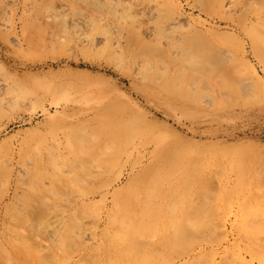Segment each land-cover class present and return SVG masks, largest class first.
Listing matches in <instances>:
<instances>
[{
	"label": "rangeland",
	"instance_id": "1",
	"mask_svg": "<svg viewBox=\"0 0 264 264\" xmlns=\"http://www.w3.org/2000/svg\"><path fill=\"white\" fill-rule=\"evenodd\" d=\"M23 243L264 264V0H0V264Z\"/></svg>",
	"mask_w": 264,
	"mask_h": 264
},
{
	"label": "bare ground",
	"instance_id": "2",
	"mask_svg": "<svg viewBox=\"0 0 264 264\" xmlns=\"http://www.w3.org/2000/svg\"><path fill=\"white\" fill-rule=\"evenodd\" d=\"M220 3H221V2H220ZM177 25H178V24H177ZM179 25H180V24H179ZM84 41H86V40H84ZM81 43H82V42H81ZM93 44H94V43H93ZM93 46H94V45H93ZM65 181H66V180H65ZM57 183H58V182H57ZM59 183H60V182H59ZM69 184H70V183H69ZM23 185H25V184H23ZM59 185H60V184H59ZM51 187H52V186H51ZM39 188H41V187H39ZM39 188H38V189H39ZM55 189H56L57 191H59L58 188H55ZM55 189H53L54 191L52 192L51 190H48V189L45 188V190H47V193L50 194V195H48L46 192H41L42 190H38L39 192L36 191V194L38 193L39 196L35 195V197H36V196H37V198L39 197V198H38V199H39V202H38V203H40L39 205H42V204H43V201H44V204H45V201L48 203V202H49V200H48L49 198H48L47 196L50 197V196L56 191ZM43 190H44V189H43ZM45 190H44V191H45ZM153 190H154V189H153ZM48 191H50V193H49ZM57 191H56V192H57ZM61 191H62V190H61ZM40 192H41V193H40ZM45 193L47 194V196L45 195ZM62 193H63V192H59V193H57V194H59L58 197H60V196L62 195ZM82 193H83V192H82ZM40 195H42V196L45 195V197L47 198L48 201H47L46 199L44 200V198H43L44 196L42 197V196H40ZM64 195H66V194H63V196H64ZM67 195H69V194H67ZM86 195H87V194H86ZM69 196H70V195H69ZM29 197H30V196H29ZM31 197H32V196H31ZM41 197H42V198H41ZM54 197H57V196L54 194V196H52V198H54ZM64 198H65V197H64ZM69 198H70V197H69ZM38 199H37V201H38ZM40 199H41V202H40ZM50 199H51V198H50ZM54 199H55V198H54ZM57 199H58V198H57ZM29 200H30V199H29ZM42 200H43V201H42ZM58 200H59V199H58ZM69 200H70V199H69ZM71 202H72V201H71ZM71 202H70V203H71ZM41 203H42V204H41ZM47 203H46L45 205H47ZM49 203H50V202H49ZM28 204H29V201H28ZM28 204H27V205H28ZM44 204L42 205V207H43V208H42V209H43V212H41V211H42V209H41V210H38V211L35 210L34 213H35V212H37V213H40V212H41L40 214H43L44 216H47V211H49V210H48V209H47V210L45 209L46 211L44 210V208L46 207ZM39 205H38V206H39ZM36 206H37V205H36ZM38 206H37V207H38ZM44 206H45V207H44ZM94 206H95V204L93 205V207H94ZM51 207H52V206H51ZM53 207H54V206H53ZM55 207L57 208L58 206H55ZM46 208H48V207H46ZM58 208H59V207H58ZM86 209H87V208H86ZM90 209H91V208H89V209H87V210H90ZM32 210H33V209H32ZM51 210H52V208H51ZM87 210H86V211H87ZM39 211H40V212H39ZM44 211L46 212V214H44V213H45ZM83 211H84V210H82V213H83ZM90 211H91V210H90ZM19 212H20V217H22V216H21V213H22V212H21V211H19ZM80 212H81V211H80ZM29 213H30V212H29ZM48 213H49V212H48ZM56 213H58V211H57ZM90 213H93V212H90ZM90 213L88 212V215H89ZM94 213H95V211H94ZM31 214L33 215V213H31ZM17 215H18V214H17ZM32 215H30L31 218L36 219V218H35V215H34V216H32ZM43 215H42V216H43ZM48 215H49V214H48ZM79 215H80V213H79ZM84 215H85V214H84ZM91 215H92V214H91ZM96 215H97V214H96ZM24 216H25V214H24ZM36 216H37V214H36ZM80 216H82V214H81ZM80 216H79L78 220L80 219ZM37 217H38L40 220H41V218H42V221H43V219L45 218V217H44V218H43V217L40 218V215H39V214H38ZM76 217H78V216H76ZM86 217H87V214H86ZM24 218H25V220H26V217H24ZM27 218H28V217H27ZM72 218H73V217H71V219H72ZM82 218H83V217H82ZM18 219H20V218H18ZM39 219H38V220H39ZM71 219H70L69 221H71ZM25 220H22V219H21V221H23V222H25ZM27 220H29V218H28ZM73 221H74V220H73ZM27 222H28V221H27ZM46 222H47V221H46ZM79 223H80V220H79ZM118 223H120V222H118ZM47 224H48V223H47ZM69 224H70L69 226H70V228H71V227H72V226H71V222H70ZM116 224H117V223H116ZM175 224H176V223H175ZM26 225H27V224H24V226H26ZM72 225H75V223H74V224L72 223ZM118 225H119V224H118ZM118 225H117V226H118ZM121 225H122V224H121ZM129 225H130V224H129ZM183 225H184V224H183ZM21 226H22V225H21ZM80 226H81V225H80ZM50 227H51V226H50ZM74 227H76V226H74ZM74 227H73L72 229H69V231L72 230L71 232H74L75 229H76V228L74 229ZM129 227H130V226H129ZM129 227H128V229H129ZM183 227H184V226H183ZM185 227H187V226L185 225ZM79 228H80V227H79ZM82 228H83V227H82ZM124 228H125V227H124ZM150 228H151V226H150ZM167 228H168V227H167ZM177 228L179 229V227H177ZM11 229H13V228H11ZM11 229H10V231L12 232ZM15 229L17 230L18 227H17V228H14V230H15ZM47 229H48V228H47ZM153 229H154V228H153ZM181 229H182V228H181ZM185 229H186V228H185ZM14 230H13V231H14ZM129 230H130V229H129ZM149 230H151V229H149ZM167 230H168V229H167ZM182 230H183V229H182ZM7 231H8V230H7ZM183 231H184V230H183ZM14 232H15V231H14ZM17 232L24 233V232H27V231L21 232V231H19V229H18ZM41 232H44V230H41ZM133 232H134V231H133ZM139 232H140V233H138V234H139V236H140L142 233H141V231H139ZM158 232H159V231H158ZM181 232H182V231L179 230V231L177 232V234L179 235ZM185 232H186V231H185ZM185 232H184V233H185ZM128 233H129V232H128ZM39 234H40V233H39ZM77 234H78V233H77ZM173 234H174V233H173ZM173 234H172L171 237H173ZM181 234H182V233H181ZM22 235H23V234H22ZM69 235L71 236V233H69L68 236H67V237H68V240H69V238H70ZM133 235H134V234H133ZM142 235H143V234H142ZM185 235H186V234H185ZM18 236H19V233H18ZM37 236H38V235H37ZM39 236H40V235H39ZM59 236H60V235H59ZM62 236H63V237H62ZM62 236H61V237H62L61 239H63V241H65L66 238H67V237H66V234H65V235L63 234ZM64 236H65V237H64ZM81 236H82V235H81ZM81 236L79 235V237L81 238V240H83V239H82L83 236H82V237H81ZM4 237H5V236H4ZM23 237H25V235H24ZM28 237H29V235H27V237H25V238H28ZM71 237H72V236H71ZM79 237H78V238H79ZM180 237H181V236H180ZM20 238H21V237H20ZM29 238H31V237H29ZM64 238H65V239H64ZM75 238H76V237H75ZM78 238H76V239H78ZM128 238H130V237L128 236ZM133 238H135V237L133 236ZM133 238L131 237L132 240H133ZM22 239H23V238H22ZM61 239H60V240H61ZM122 239H123V238H122ZM124 239H125V237H124ZM136 239H138V238H136ZM6 240H7V239H6ZM31 240H33V239H30V241H31ZM70 240H71V242L73 241V244H75L73 239L70 238ZM139 240H140V238H139ZM10 241H11V242H10ZM10 241H8V242L12 243V240H10ZM54 241H55V240H54ZM79 241H80V240H79ZM83 241H84V240H83ZM83 241H82V242H83ZM124 241H127V239H125ZM142 241H144V240H141V243H142ZM207 241H208V240H207ZM33 242H35V241H33ZM36 242H37V241H36ZM71 242H70V244H71ZM80 242H81V241H80ZM136 242L139 243L138 240H136ZM136 242H135V243H136ZM27 243H28V242H27ZM37 243H39V241H38ZM141 243H140V244H141ZM143 243H144V242H143ZM143 243H142V244H143ZM19 244H20V243H19ZM23 244H24V243H23ZM39 244H40V243H39ZM56 244H57V243H56ZM128 244H129V243H128ZM128 244H127V245H128ZM140 244H137V245L140 247ZM262 244H263V243H262ZM262 244H261V245H262ZM13 245H14V244H13ZM28 245H30V244H26V243H25V244L23 245V246H24V247H23L24 249L22 248V245H21V247L18 246L19 248H22V249L24 250V252H23L22 249H21L22 251H21V250H19V251H21V252H23L24 254H27V255L29 254L28 257L30 256L29 258L31 259V264H32V261H33L32 258H34V262L37 263L36 260H37V259H40V257L42 256L41 254L39 255V254L37 253V252H40V249H39L40 247H38L37 245H35V243L32 244V247H33V248L31 247V245H30V246H28ZM34 245L37 246V247H35ZM127 245H126V246H127ZM40 246H41V245H40ZM54 246H55V245H54ZM54 246H53V247H54ZM128 246H130V244H129ZM131 246H132V247L134 246V248H136L135 245H134V243H132ZM131 246H130V247H131ZM15 247H16V246H15ZM25 247H27V249H26ZM42 247H43V246H42ZM19 248H18V249H19ZM29 248H30V249H29ZM31 248H32V250H31ZM49 248H50V247H49ZM75 248H76V247H75ZM137 248H138V247H137ZM13 249H14V247H13ZM16 249H17V247H16ZM18 249H17V250H18ZM35 249H38V251H37V250L35 251ZM140 249H141V248H140ZM0 250H1V249H0ZM50 250H51V249H50ZM65 250H67V249H65ZM65 250H64V251H65ZM135 250H136V249H135ZM141 250H142V249H141ZM61 251H62V250H61ZM25 252H27V253H25ZM53 252H54V251H53ZM104 252H105V251H104ZM128 252H129V251H128ZM1 253H4V251H2ZM8 253H9V252H8ZM23 253H21V254H23ZM9 254H10V253H9ZM19 254H20V253H19ZM50 254H52V252H50ZM104 254H105V253H104ZM129 254H130V252H129ZM132 254H133V252H132ZM2 255H3V254H2ZM4 255H7V254H4ZM4 255H3V256H4ZM27 255H26V256H27ZM46 255H47V254H46ZM46 255H44V257H47ZM10 256H11V255H10ZM48 256H49V255H48ZM60 256H61V255H60ZM95 256H97V254H96ZM128 256H129V255H128ZM130 256H131V254H130ZM44 257H43V258H44ZM140 257H141V256H140ZM24 258H25L26 260L28 259V258H26V257H24ZM57 258H58V257H57ZM127 258H128V257H127ZM138 258H139V255H138ZM0 259H1V258H0ZM30 259L27 260L28 263H29V260H30ZM35 259H36V260H35ZM47 259H48V258H47ZM47 259H46V260H47ZM240 259H241V258H240ZM26 260H25V261H26ZM51 260H52V259H51ZM51 260H50V261H51ZM55 260H56V259H55ZM1 261L3 262L2 259H1ZM6 261H7L8 264H9V263L11 264V262H10V260H9L8 257H7V258H6V257L4 258V263H6ZM8 261H9V262H8ZM47 261H49V259H48ZM57 261H59V260H57ZM240 262H241V261H240ZM25 263H26V262H25ZM25 263H24V264H25ZM38 263H39V262H38ZM43 263H44V262H43ZM43 263H42V264H43ZM52 263H53V261H52ZM1 264H3V263H1ZM12 264H13V263H12ZM26 264H27V263H26ZM29 264H30V263H29ZM44 264H45V263H44ZM49 264H50V263H49Z\"/></svg>",
	"mask_w": 264,
	"mask_h": 264
}]
</instances>
